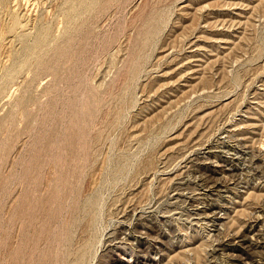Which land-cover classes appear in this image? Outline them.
<instances>
[{
	"label": "rangeland",
	"instance_id": "obj_1",
	"mask_svg": "<svg viewBox=\"0 0 264 264\" xmlns=\"http://www.w3.org/2000/svg\"><path fill=\"white\" fill-rule=\"evenodd\" d=\"M0 264H264V0H0Z\"/></svg>",
	"mask_w": 264,
	"mask_h": 264
},
{
	"label": "bare ground",
	"instance_id": "obj_2",
	"mask_svg": "<svg viewBox=\"0 0 264 264\" xmlns=\"http://www.w3.org/2000/svg\"><path fill=\"white\" fill-rule=\"evenodd\" d=\"M13 18H16V17H13ZM66 40V39H65Z\"/></svg>",
	"mask_w": 264,
	"mask_h": 264
}]
</instances>
